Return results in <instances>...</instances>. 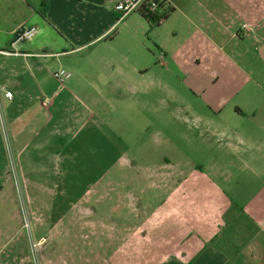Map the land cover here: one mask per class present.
<instances>
[{
	"label": "rangeland",
	"instance_id": "374dc122",
	"mask_svg": "<svg viewBox=\"0 0 264 264\" xmlns=\"http://www.w3.org/2000/svg\"><path fill=\"white\" fill-rule=\"evenodd\" d=\"M228 2L234 5V26L244 22L252 26L264 18V0ZM33 3L39 5V0ZM159 26L148 24L138 12L116 23L119 33L108 58L122 73L109 72L107 79L80 74L81 80L86 79L80 89L91 93L93 103H87L79 91L68 95L63 84L61 92L68 96L59 112L50 107V97L42 95L38 104L44 100L47 104L42 109L33 104L26 119L21 108L13 106L11 112L0 85V230H11L16 219V230L27 236L31 264H41L42 241L36 238L44 234L50 237V250L43 255V264L55 263V243L65 250L66 264H71L74 243L66 237L84 226L75 217L118 230L124 218L120 202L135 196L137 189L151 188V182L139 176L146 171L160 176L165 170L196 167L199 172L193 183L198 184L199 196L224 205L230 216L241 221V213L249 215L253 206L256 239L264 242V128L260 125L264 111H250L251 103H264V97L243 73L247 66L241 69L227 57L218 63H198L214 49L205 45L203 37L194 40L182 27L171 31L164 23ZM49 33L40 30L33 41L56 39ZM236 46L226 43L224 54L230 55ZM74 60L41 58L35 83L56 90L60 84L52 73L60 68L69 71L65 65ZM74 74L68 81L78 76ZM23 82L31 83L29 77ZM15 117L23 121L17 128L33 122L39 138L46 132H41L43 124L50 122L51 129L58 121L62 134L57 141L64 145L61 157L28 153L24 173L17 150L29 137L19 129L17 135L13 132ZM85 166L90 178L97 173L98 185L90 191ZM154 181L159 183L160 178ZM141 197L149 199L148 194ZM88 225L82 230L90 231Z\"/></svg>",
	"mask_w": 264,
	"mask_h": 264
},
{
	"label": "crops",
	"instance_id": "0c3cea01",
	"mask_svg": "<svg viewBox=\"0 0 264 264\" xmlns=\"http://www.w3.org/2000/svg\"><path fill=\"white\" fill-rule=\"evenodd\" d=\"M33 1L0 0V26L3 24L0 30V52L9 53H0V85L3 91L12 93L11 99L6 98L10 110L13 106L21 108L27 119L30 108L36 102L38 104V97L44 95L50 97V107L57 111L64 102V96L75 91H79L87 103H93L91 93L80 89L86 81L84 78L81 80L80 74L83 72L84 76L92 79H99V76L107 79L105 74L109 72L122 73V68L116 65L115 60L108 58L114 50V37L119 33L115 29L119 16L114 11L117 0H48L45 8L41 5L42 0H39V5ZM165 1L173 10L156 27L164 23L166 29L169 27L171 31H180L182 27L194 40L203 37L205 45L214 49L211 55H204L202 60H197L198 63H218L227 57L241 69L247 66L248 72L243 73L249 76L256 92L264 97V18L255 25L248 24L250 32L246 33L240 31L241 23L232 25L236 14L234 5L227 3L228 0ZM42 8L43 16L39 14ZM31 26L37 28L34 37L40 30H46L56 34V39L33 41L32 38L24 43L12 44L18 31ZM229 42L237 46L230 55L225 53L226 56L224 47ZM68 56L76 60L65 66L73 71V74L70 72L71 77L74 73L78 75L72 82L68 81L70 77L63 83L67 84L66 92L70 94L61 92L63 84L54 90L45 84L35 83L34 71L40 66L41 58L58 61ZM25 77H29L31 83L23 82ZM87 84L91 89H97L92 82ZM41 106L42 103L38 104L40 109ZM263 108L264 103L250 105L251 112H263ZM12 121L16 135L19 129L21 135L29 137L27 141L24 138L23 145L17 150L24 173L28 153L42 152L61 157L64 145L60 147L57 141L62 134L58 121L51 129L50 122L42 125L41 132L46 130L42 138H39L41 133L34 132L33 122L30 124L27 121L25 129H22L17 128L18 123L23 122L22 119L19 121L15 117ZM260 125L264 128L263 124ZM14 144L20 142L15 140ZM84 170L88 176L90 171L86 166ZM196 172H199L196 167L194 170H165L159 172L160 176L152 171L138 172L140 177L151 182V188L148 191L137 189L135 196L130 194L120 202L124 218L118 230L107 225L103 228L93 226L101 224V221L85 220L80 216L79 221L73 218L84 226L80 231L73 232L71 237H66L74 243L71 264H243L242 250L246 246L253 242L264 248V242L256 239L258 223L253 206L252 210L249 209V215L239 212L243 221L233 218L224 205L209 202L207 198L203 200L199 196L196 191L198 184L193 183ZM96 174L90 175L91 178L88 176L89 191L98 185ZM157 177L160 178L159 183L154 181ZM188 183L189 186H184ZM147 194L149 199H142L141 195L145 197ZM87 223L92 225L90 231L82 230L87 228ZM16 229L15 219L11 230H0V264L32 263L27 255V236ZM36 239L42 241L40 255L43 264V255H48L50 250V237L44 234ZM58 246L55 243L57 255L54 256V264H66L65 250Z\"/></svg>",
	"mask_w": 264,
	"mask_h": 264
},
{
	"label": "built area",
	"instance_id": "2783aa9c",
	"mask_svg": "<svg viewBox=\"0 0 264 264\" xmlns=\"http://www.w3.org/2000/svg\"><path fill=\"white\" fill-rule=\"evenodd\" d=\"M42 1L47 2L48 0H42ZM142 2L143 0H117L116 3L114 4V11L119 14V20H121L130 13L139 12ZM156 7H157L156 4L153 1L152 2L150 1L148 7L149 11L150 12L154 11ZM240 31L248 33L250 32V26L244 23L240 26ZM36 34H37V28L35 26L21 29L15 35L12 44H20L29 41L32 38H34ZM0 53L5 55L9 54L8 52L5 51H1ZM52 77L60 85H62L66 80H68L71 77V73L64 69H58L52 73ZM4 98L11 99L12 93L10 91H5ZM42 104L46 105L47 100H44Z\"/></svg>",
	"mask_w": 264,
	"mask_h": 264
},
{
	"label": "trees",
	"instance_id": "16d2710c",
	"mask_svg": "<svg viewBox=\"0 0 264 264\" xmlns=\"http://www.w3.org/2000/svg\"><path fill=\"white\" fill-rule=\"evenodd\" d=\"M150 1L156 4V9L152 12L149 11ZM45 8L46 2H41ZM43 8L40 10V15L43 16ZM172 8L167 5L165 0H143L139 10V14L150 25L157 26L160 22L164 21L166 17L172 12ZM119 20V16L117 18ZM242 263L243 264H264V248L257 243H251L242 250Z\"/></svg>",
	"mask_w": 264,
	"mask_h": 264
}]
</instances>
